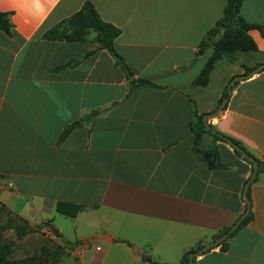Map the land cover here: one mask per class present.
Returning a JSON list of instances; mask_svg holds the SVG:
<instances>
[{"label":"crops","instance_id":"obj_1","mask_svg":"<svg viewBox=\"0 0 264 264\" xmlns=\"http://www.w3.org/2000/svg\"><path fill=\"white\" fill-rule=\"evenodd\" d=\"M242 1L240 15L264 30V0ZM86 2L121 30L115 49L133 78L155 87L131 90L94 32L84 42L43 39ZM227 2L0 0L12 24L11 37L0 30V208L41 229L60 251L50 264H180L245 212L251 165L219 142L226 169H209L188 127L196 112L212 115L238 77L227 107L207 122L264 162V71L244 76L243 68L264 64L262 32L250 31L256 53L219 67L209 87L192 85L213 52L198 54L199 44ZM213 145L204 134L202 149ZM249 189L251 221L226 251L213 248L195 264H264V173ZM58 202L82 209L67 217Z\"/></svg>","mask_w":264,"mask_h":264},{"label":"trees","instance_id":"obj_2","mask_svg":"<svg viewBox=\"0 0 264 264\" xmlns=\"http://www.w3.org/2000/svg\"><path fill=\"white\" fill-rule=\"evenodd\" d=\"M242 3V0H228L223 16L216 22L215 26L210 31H208L199 44L198 54H203L208 47H212L213 52L203 66L199 75L192 81L193 86L201 88L209 87L213 74L220 66H222L220 65L221 62L223 65L228 63H238L241 54L245 52L256 53L258 51V45L250 35V31L258 29L264 35V30L262 26L249 23L240 15ZM0 30L8 37L12 36V24L10 22L9 13L0 12ZM91 32L95 33L94 41L99 44V48L106 50L114 58L116 65L120 66L128 80H130L131 90L140 87L156 86L147 80L133 78L134 75L132 71L128 68L124 59L115 49V41L120 36L121 30L111 23L103 21L97 13L94 5L90 2H86L82 8L69 19L64 20L58 26L46 31L43 34V39L50 41L84 42L88 39ZM72 65L73 63H70L67 66ZM262 65L263 64H256L252 68L243 66L245 70L244 76L252 74ZM260 71H264V69ZM238 82V77H233L228 82L223 90L221 99L215 111H217L222 104L224 105V109L227 107L233 88ZM207 115L211 114H198L196 112L195 119L188 124L189 129L194 134L192 152L201 154L206 160L209 169H226V166L221 160L218 143L222 142L230 145L234 149V152L239 157H241V153L237 149L238 147L239 149L246 151L248 157L251 159L243 158L252 167L251 176L246 181L244 188L254 173V161L258 163V170L253 183L257 182L259 176L264 173V162L250 154L238 140L219 132L211 124L206 126L204 123V117ZM83 122L84 120L82 119L66 127L60 135L59 142H63L73 130L81 127ZM204 134H209L214 139L213 147L207 150H204L201 147L202 137ZM247 199L250 201V189L247 191ZM246 208L247 205L245 206V210ZM81 209L82 206L68 202H58L56 205V210L58 213L71 218L76 217ZM252 217V208H250L249 214L242 221L239 228L229 235V237L217 247H220L221 251H226L229 247V240L240 229L245 227L251 221ZM230 228L231 226L224 228L222 232L216 237V239L226 234ZM15 230L19 233V237H22L29 232V228L26 225L22 228L16 226ZM4 247L6 246L3 245V248ZM201 248L202 246L185 253L180 264H191L190 255ZM1 251L0 264H37L35 262L37 260L36 257L21 261H8L3 253V250ZM46 252L47 251L45 249L43 253ZM56 254L57 256L54 260H57L58 256L60 255V251H58ZM143 259L153 264H159L156 261H152L148 257H143Z\"/></svg>","mask_w":264,"mask_h":264},{"label":"rangeland","instance_id":"obj_3","mask_svg":"<svg viewBox=\"0 0 264 264\" xmlns=\"http://www.w3.org/2000/svg\"><path fill=\"white\" fill-rule=\"evenodd\" d=\"M220 65H223L222 62ZM16 226L23 227L19 220L0 208V251L3 250L8 261H21L33 257L37 258L35 261L37 264H50L54 261L58 252L56 251L57 247L49 245L50 242L43 238L45 234L40 231L41 229H29L27 234L19 237V233L15 230ZM25 236H31L30 241L33 242L31 244L24 242ZM64 242L68 244L67 241ZM3 245L6 247L3 248ZM83 245V243H79L78 247L81 248ZM43 247H45L46 253H43L45 250Z\"/></svg>","mask_w":264,"mask_h":264},{"label":"water","instance_id":"obj_4","mask_svg":"<svg viewBox=\"0 0 264 264\" xmlns=\"http://www.w3.org/2000/svg\"><path fill=\"white\" fill-rule=\"evenodd\" d=\"M262 69H264V64L258 68V70H262ZM223 107H224V105L222 104V105L219 107V109H218L215 113H213L212 115H207V116L204 117V123H205L206 126H209V124H208V122H207V118H208V117H211V118H216V117H218L219 114H220V112L223 110ZM237 149L240 151L242 158L250 159V158L248 157V154H247L246 151L241 150V149H239L238 147H237ZM250 160H251V159H250ZM253 165H254V173H253L251 179H250V180L248 181V183L246 184V186H245V188H244V192H243L244 200H245L246 205H247V208H246L245 212H244V213H243V214H242V215H241V216L235 221V223L231 226V228L229 229V231H228L226 234L222 235V236H221L220 238H218L217 240H215V241H213L212 243H209V244L203 246L201 249H199V250L196 251L195 253L191 254V255H190V263H191V264H195V263H194V258H195V257H197V256H199V255H201V254H204L205 252H207V251H209V250H211V249L217 247L220 243H222L223 241H225V240L229 237V235H231L233 232H235V231L239 228V226H240V224L242 223V221H243V220L247 217V215L249 214V211H250V208H251V203H250V201L247 199V191H248V189H249L250 184H251V183L253 182V180L255 179V177H256V175H257V170H258V163H257L256 161L253 162Z\"/></svg>","mask_w":264,"mask_h":264},{"label":"built area","instance_id":"obj_5","mask_svg":"<svg viewBox=\"0 0 264 264\" xmlns=\"http://www.w3.org/2000/svg\"><path fill=\"white\" fill-rule=\"evenodd\" d=\"M11 187H12V185L10 184V185H9V188H11Z\"/></svg>","mask_w":264,"mask_h":264}]
</instances>
